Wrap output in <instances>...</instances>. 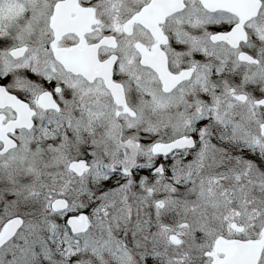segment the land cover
Returning a JSON list of instances; mask_svg holds the SVG:
<instances>
[{"label":"snow or ice","instance_id":"1","mask_svg":"<svg viewBox=\"0 0 264 264\" xmlns=\"http://www.w3.org/2000/svg\"><path fill=\"white\" fill-rule=\"evenodd\" d=\"M0 264H264V0H0Z\"/></svg>","mask_w":264,"mask_h":264}]
</instances>
